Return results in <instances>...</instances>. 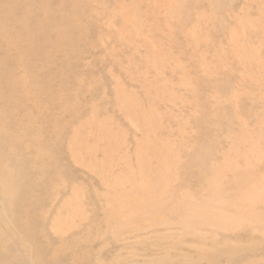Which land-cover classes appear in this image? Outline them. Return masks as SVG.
Masks as SVG:
<instances>
[{"label":"rangeland","instance_id":"obj_1","mask_svg":"<svg viewBox=\"0 0 264 264\" xmlns=\"http://www.w3.org/2000/svg\"><path fill=\"white\" fill-rule=\"evenodd\" d=\"M0 264H264V0H0Z\"/></svg>","mask_w":264,"mask_h":264},{"label":"bare ground","instance_id":"obj_2","mask_svg":"<svg viewBox=\"0 0 264 264\" xmlns=\"http://www.w3.org/2000/svg\"><path fill=\"white\" fill-rule=\"evenodd\" d=\"M11 141V140H10ZM10 147V146H9ZM4 186V185H3ZM7 189V188H6ZM6 192V191H5ZM8 193V192H7ZM7 195V194H5ZM7 198V197H6ZM9 201V200H8ZM3 203V202H2ZM5 204V203H4ZM23 209V208H22ZM27 211V210H26ZM17 213V212H16ZM7 214V213H6ZM11 214V213H10ZM31 217V216H30ZM10 222V221H9ZM22 224V223H21ZM17 227V226H16ZM24 230V229H23ZM28 236V235H27Z\"/></svg>","mask_w":264,"mask_h":264}]
</instances>
